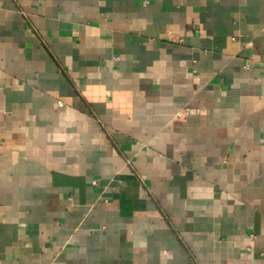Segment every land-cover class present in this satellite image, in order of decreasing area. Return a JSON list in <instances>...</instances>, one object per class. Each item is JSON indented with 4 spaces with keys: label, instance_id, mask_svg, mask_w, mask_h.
<instances>
[{
    "label": "crops",
    "instance_id": "obj_1",
    "mask_svg": "<svg viewBox=\"0 0 264 264\" xmlns=\"http://www.w3.org/2000/svg\"><path fill=\"white\" fill-rule=\"evenodd\" d=\"M0 264H264V0H0Z\"/></svg>",
    "mask_w": 264,
    "mask_h": 264
},
{
    "label": "built area",
    "instance_id": "obj_2",
    "mask_svg": "<svg viewBox=\"0 0 264 264\" xmlns=\"http://www.w3.org/2000/svg\"><path fill=\"white\" fill-rule=\"evenodd\" d=\"M22 15H24V14L22 13Z\"/></svg>",
    "mask_w": 264,
    "mask_h": 264
}]
</instances>
